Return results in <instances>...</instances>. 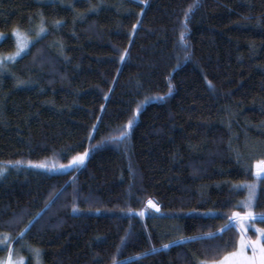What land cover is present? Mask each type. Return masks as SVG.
Wrapping results in <instances>:
<instances>
[{
    "label": "trees",
    "instance_id": "16d2710c",
    "mask_svg": "<svg viewBox=\"0 0 264 264\" xmlns=\"http://www.w3.org/2000/svg\"><path fill=\"white\" fill-rule=\"evenodd\" d=\"M195 3L0 0V53L15 28L33 38L0 67V162H19L0 165L9 245L26 238L44 264H199L236 249L237 228L187 238L245 212L234 186L264 160V0H198L185 20ZM86 151L66 172L30 165Z\"/></svg>",
    "mask_w": 264,
    "mask_h": 264
},
{
    "label": "snow or ice",
    "instance_id": "6c2138e0",
    "mask_svg": "<svg viewBox=\"0 0 264 264\" xmlns=\"http://www.w3.org/2000/svg\"><path fill=\"white\" fill-rule=\"evenodd\" d=\"M198 5V0L197 3L191 5L188 9V11L185 12V20H187L189 12L192 11L193 8L197 7ZM59 23V22H57ZM185 31L187 29V24L185 23L184 25ZM45 32V29L43 26L40 28V33ZM16 38H17V52L16 56H19L24 49L28 47L29 40L26 35L14 31L13 33ZM184 36L185 32H181L180 34V41L183 43L184 42ZM2 38V37H0ZM187 58V57H186ZM7 59H13V57H8ZM120 59L123 60L124 56L121 55ZM5 62V58L0 57V67H3ZM171 90V89H169ZM137 112H139V108L137 109ZM133 121L129 120L127 128L130 129L132 127ZM126 136V131L121 133V137ZM121 137H112L110 138L114 142H118ZM88 156V152H84L81 155H77L72 158L70 161L69 165H61L60 167H69L72 165H80L83 164L85 158ZM19 164V162H16ZM32 167L36 168H46L48 165L40 163V164H35L31 165ZM4 171H6V168L0 166V175L4 174ZM264 173V160L260 161L256 165V178L257 180H260L261 174ZM234 187L236 188H246L248 190V197L246 198L245 201L238 202L237 207H243L245 209H250L255 201V193H256V184L252 183H244L242 185H235ZM148 206L151 208L156 209L159 211L158 206L152 201L148 200ZM144 212L141 211L139 213L140 216H144ZM36 218L33 217V220ZM227 222L222 226L220 229L219 233H207L203 236L199 237H188V240H196V239H215L218 235L222 238L223 233L232 230L233 228H238L239 229V235L240 239L238 241V247L234 251L226 253L222 258L219 259H212V260H202L199 261V264H264V228H254V234L257 235L256 240H252L250 237H248L247 233L249 231V228L254 225V223L257 220H260L264 222V213H254L251 210H247L243 213L237 211V212H232L230 215L227 216ZM29 224H32V221H29ZM27 225L25 228L27 229ZM23 232L20 233L21 236H23ZM182 240L184 238H181ZM170 243H175L170 242ZM230 242L226 241L223 247H227ZM170 246V244H164L163 248L167 249ZM219 247V246H217ZM251 249L252 255L249 256L247 255L246 249ZM35 254L37 256L40 255V250L39 249H33ZM152 251H155L153 248ZM17 264H23V261L17 262ZM115 264V262H114Z\"/></svg>",
    "mask_w": 264,
    "mask_h": 264
},
{
    "label": "rangeland",
    "instance_id": "374dc122",
    "mask_svg": "<svg viewBox=\"0 0 264 264\" xmlns=\"http://www.w3.org/2000/svg\"><path fill=\"white\" fill-rule=\"evenodd\" d=\"M14 31H18L24 35L27 36L28 40H29V44L31 43L32 41V35H29L27 34L26 32L18 29V28H15L11 31L10 35L14 38L15 42H16V48L15 50H13L12 52L10 53H5V54H2L0 53V57H3L5 58V63H8V62H12L13 60L17 59L19 56H21L25 51L26 49H24V51H22L20 53L19 56H16V52H17V38L16 36L13 34ZM35 33H37V31H35ZM38 35H40V28H38ZM6 36V34L0 32V41ZM28 44V45H29ZM8 57H13V59H7ZM2 68V67H1ZM260 157V156H259ZM258 158V157H257ZM40 163H43V164H46L48 165V167L46 168H39V169H42V170H45V171H48L50 173H55V172H66L68 171L69 169H71L74 165L72 166H69V167H60L61 165H69L70 162L68 164H56V162H54L53 160H45L43 162H40ZM40 163H31L30 165H35V164H40ZM17 163H11V162H0V165H3V166H6L7 168H11V167H14V165H16ZM255 170H256V166H255ZM5 172V171H4ZM2 176V175H1ZM264 177V173L261 174V178ZM261 180V179H260ZM260 180H257L256 178V175H255V181L253 182H250L252 184H256L257 185V188H256V193H255V197L257 196V193H258V189H259V184H260ZM246 189V188H245ZM247 191V197L249 195L248 193V190L246 189ZM246 200V199H245ZM255 203V201H254ZM253 203V205H254ZM148 205V203H147ZM253 205L250 209H245V211L247 210H251L253 211ZM151 208V207H150ZM153 210L156 211V209L152 208ZM254 228H261V227H258L255 223L254 225H252L250 228H249V231L247 233L248 237H250L252 240H256L257 239V235L256 234H253L252 231ZM238 229V228H237ZM239 230V229H238ZM254 232V231H253ZM238 244V243H237ZM238 247V245H237ZM33 249H37L35 247H33L26 238L22 237L21 239H19L17 242H12L10 245H9V241H8V237L6 235H3V236H0V264H17V262L19 261H23V264H27L28 260H29V257H31L33 259V262L34 264H44L43 263V260H42V254H41V250H40V255L37 256L35 254V252L33 251ZM246 252H247V255L251 256L252 255V252H251V249H246Z\"/></svg>",
    "mask_w": 264,
    "mask_h": 264
},
{
    "label": "water",
    "instance_id": "95a60500",
    "mask_svg": "<svg viewBox=\"0 0 264 264\" xmlns=\"http://www.w3.org/2000/svg\"><path fill=\"white\" fill-rule=\"evenodd\" d=\"M255 175H256V170H255Z\"/></svg>",
    "mask_w": 264,
    "mask_h": 264
}]
</instances>
